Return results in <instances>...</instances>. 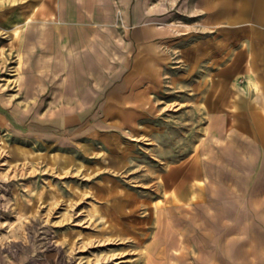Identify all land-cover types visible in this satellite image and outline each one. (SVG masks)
Returning <instances> with one entry per match:
<instances>
[{
	"label": "rangeland",
	"instance_id": "obj_1",
	"mask_svg": "<svg viewBox=\"0 0 264 264\" xmlns=\"http://www.w3.org/2000/svg\"><path fill=\"white\" fill-rule=\"evenodd\" d=\"M248 1L0 0V261L264 264V6ZM50 15L86 33L71 60L32 34ZM149 22L167 32L159 85L125 91L121 53ZM189 223L201 241L164 252V224Z\"/></svg>",
	"mask_w": 264,
	"mask_h": 264
},
{
	"label": "crops",
	"instance_id": "obj_2",
	"mask_svg": "<svg viewBox=\"0 0 264 264\" xmlns=\"http://www.w3.org/2000/svg\"><path fill=\"white\" fill-rule=\"evenodd\" d=\"M97 1V0H96ZM76 4H81L80 2H75L74 5ZM94 4V3H92ZM95 4H97L98 6H102L103 3H100L99 1L96 2ZM247 6H249V1L247 0ZM261 6H264V1L261 0V2L259 3ZM257 4V6L259 5ZM69 5H71V3L69 2ZM83 5H88L87 2L83 3ZM253 6V5H251ZM253 10V9H252ZM263 11H261V17L260 19H254L253 15L250 17V22H253V20H261L264 21V14L262 13ZM257 16V13L256 15ZM58 17V15H50L49 19H45L46 22H48L51 26H49L47 29L43 27H40L39 25H36L35 29L33 30L32 34L34 36V32H37L38 35L34 36V37H41L42 36V40H44L45 38H47L46 41H43V43H47V45H53L54 47H56V45L59 44L60 48H67L68 50V54H69V58L70 60L72 59V54H76L75 53V49L78 48V46L80 47L82 45V41H85V44L87 42L86 38V33H81V31H78L80 33H78L75 29H73L74 27H69L70 29H67L66 31H63L61 34L60 32H57L56 29L58 27L55 28V23L56 18ZM72 20L73 18L71 17V15L68 17V20ZM61 20H63L61 18ZM249 20V19H248ZM166 30L161 29V27H159L157 24L154 23H147V24H143V25H139L138 27H135L132 35H131V39H132V44H131V53L127 54V53H121V57L120 59H122L123 61H125V59H127V61H129L131 63V67H130V72H128L125 76H124V81L123 83H120L119 85H125V91L128 89L126 87H128L131 82V80H134L132 82V84L136 87H146L148 86L149 88L151 87H155L157 85H159L158 82V74L160 69H159V61L157 60V54L158 52H163V47H162V41H164V43H167L166 39L167 35L166 34ZM78 36L81 38L80 41H77ZM164 37V38H163ZM163 39V40H162ZM58 52V51H57ZM126 55L129 56V58H126ZM56 60V58L54 59ZM154 71V72H153ZM150 78V79H149ZM151 90V89H150ZM128 92V91H127ZM149 92V91H148ZM138 94V95H137ZM143 94H146V89L144 90H137L136 95L138 96V101L142 102V96ZM128 95V94H126ZM129 96L124 97V100L128 99ZM138 108H142L140 105H138ZM251 108H253L251 106ZM264 108V107H263ZM251 111V109H250ZM0 264H18L17 262H12V261H7V262H2L0 261Z\"/></svg>",
	"mask_w": 264,
	"mask_h": 264
},
{
	"label": "bare ground",
	"instance_id": "obj_3",
	"mask_svg": "<svg viewBox=\"0 0 264 264\" xmlns=\"http://www.w3.org/2000/svg\"><path fill=\"white\" fill-rule=\"evenodd\" d=\"M33 15H35V12L33 11L28 17H27V19H26V22H32L33 21ZM24 28L23 27H20V28H17L16 30H15V32H14V34H15V36H16V38H19V39H21L23 36H24V34H26V33H24V30H23ZM35 34H34V36H36V35H38V33L37 32H34ZM30 37H32V35H30ZM103 40V39H102ZM101 40V41H102ZM154 72V71H153ZM158 74V73H157ZM159 75V74H158ZM41 77V80H43V78H44V76H40ZM150 79V78H149ZM33 109V108H32ZM30 110V109H29ZM28 110V111H29ZM261 113V112H260ZM256 119H258V117H256ZM255 125L256 126H260V125H262V123L260 122L259 123V120H257L256 121V123H255ZM136 129V128H135ZM259 132H260V134H262L263 136H264V127L263 126H261V128H259ZM256 136V135H255ZM115 155V154H114ZM103 160H105V159H103ZM116 161V160H115ZM63 164H66L67 165V161H63L62 162ZM107 163V162H106ZM128 163V162H127ZM62 164V165H63ZM186 164H188V163H186ZM189 164H191L190 162H189ZM192 165V164H191ZM109 166V165H108ZM179 167V166H178ZM186 167V166H185ZM107 168V167H106ZM111 168V167H110ZM189 169V168H188ZM183 172V171H182ZM173 173V172H172ZM171 174H169V176H170ZM182 175H184V174H182ZM162 176V175H161ZM165 176V175H164ZM176 176V175H175ZM108 177V176H107ZM180 177V176H179ZM110 178H112V177H110ZM176 180V179H175ZM175 185V184H174ZM177 185V184H176ZM173 187V186H172ZM165 188V187H164ZM118 190V189H117ZM166 191V190H165ZM85 192V191H84ZM117 192V191H116ZM125 192V191H124ZM169 193V192H168ZM97 194H98V192H97ZM96 195V194H95ZM114 195V194H113ZM121 195V194H120ZM114 197V196H113ZM113 197H112V199H113ZM119 199V198H118ZM118 199H117V201H118ZM122 200V199H121ZM134 200V199H133ZM146 200V199H145ZM147 201V200H146ZM132 202V201H131ZM111 203H112V201H111ZM115 203H116V201H115ZM149 205V204H148ZM111 206V205H110ZM110 209V208H109ZM123 209V208H122ZM133 209V208H132ZM116 211V210H115ZM122 212V211H121ZM152 214V213H151ZM153 215V214H152ZM166 212H165V210H162L161 211V213H158L157 214V216H156V218L155 219H157L158 220V222L159 221H162V219H163V221H164V223L166 222H168V220H170L169 218H167L166 219ZM167 220V221H166ZM186 231H184V230H182V229H179L178 231H176L174 228H173V225H168V224H164V233H165V238H163V242H165V245H166V248H165V251L164 252H167L168 251V248L169 247H171V246H176L177 245V243H178V240H179V242H181L182 244L183 243H189V245H192L193 247L195 246V243L196 242H198V241H201V239H202V237H203V234L204 233H202V228L199 226V225H197V224H190L189 223V225H186ZM213 229V228H212ZM12 240V239H11ZM181 244V245H182ZM180 245V247L182 248V246ZM183 250H188V248H183ZM188 252V251H187ZM189 253V252H188ZM165 255H166V253H165ZM168 255V254H167ZM166 255V258H164L165 259V261H164V263L163 264H168L169 263V261H171V260H173V259H183V258H186L185 257V255H186V253L185 252H181V253H178V254H174V253H171V255H170V258L168 257ZM170 264V263H169Z\"/></svg>",
	"mask_w": 264,
	"mask_h": 264
}]
</instances>
